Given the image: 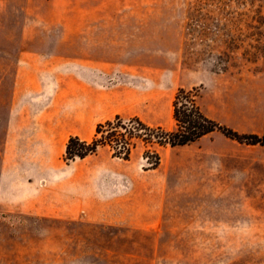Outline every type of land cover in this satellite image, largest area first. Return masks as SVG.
<instances>
[{"label":"rangeland","instance_id":"1","mask_svg":"<svg viewBox=\"0 0 264 264\" xmlns=\"http://www.w3.org/2000/svg\"><path fill=\"white\" fill-rule=\"evenodd\" d=\"M21 63L51 88L46 109L75 114L83 97L86 117L98 100L83 140L116 115L173 129L180 88L221 125L264 136V0H0V115ZM144 149L64 154L77 189L46 192L47 213L0 202V264H264V143L214 131L157 146L155 169ZM76 195L81 211L65 212Z\"/></svg>","mask_w":264,"mask_h":264},{"label":"crops","instance_id":"2","mask_svg":"<svg viewBox=\"0 0 264 264\" xmlns=\"http://www.w3.org/2000/svg\"><path fill=\"white\" fill-rule=\"evenodd\" d=\"M46 92L50 96L51 88L45 87L34 65L21 63L7 112L0 115V202L32 213H47L50 206L44 203L46 192L77 189L80 172L72 166L76 161L61 167L67 142L71 135L78 134L84 123L90 124L99 114V103L94 98L86 117L83 97L75 114L61 112L57 104L53 109H46L43 107ZM38 95L43 102L39 104V111L35 106ZM71 199L63 206L67 209L65 212L79 213L82 206L77 202L78 196Z\"/></svg>","mask_w":264,"mask_h":264},{"label":"trees","instance_id":"3","mask_svg":"<svg viewBox=\"0 0 264 264\" xmlns=\"http://www.w3.org/2000/svg\"><path fill=\"white\" fill-rule=\"evenodd\" d=\"M198 89L180 88L173 99L175 126L165 129L160 125H150L138 116L114 119L98 123L93 138L83 140L71 135L67 142L65 159L74 160L95 154L101 146H108L114 157L129 159L134 148L142 144L147 168L155 169L161 162L158 147H178L191 144L214 131L239 142L249 144L264 143V136L241 134L232 128L221 125L206 115L198 101Z\"/></svg>","mask_w":264,"mask_h":264}]
</instances>
